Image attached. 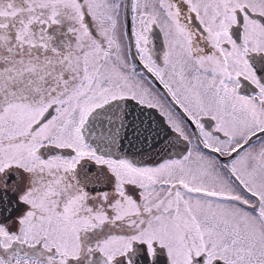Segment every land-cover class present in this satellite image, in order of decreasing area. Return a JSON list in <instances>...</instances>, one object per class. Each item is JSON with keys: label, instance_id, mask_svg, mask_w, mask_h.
<instances>
[{"label": "snow or ice", "instance_id": "obj_1", "mask_svg": "<svg viewBox=\"0 0 264 264\" xmlns=\"http://www.w3.org/2000/svg\"><path fill=\"white\" fill-rule=\"evenodd\" d=\"M0 264H264V0H0Z\"/></svg>", "mask_w": 264, "mask_h": 264}]
</instances>
